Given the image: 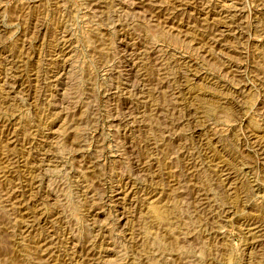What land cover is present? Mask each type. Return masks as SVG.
I'll return each mask as SVG.
<instances>
[{
    "label": "rangeland",
    "instance_id": "rangeland-1",
    "mask_svg": "<svg viewBox=\"0 0 264 264\" xmlns=\"http://www.w3.org/2000/svg\"><path fill=\"white\" fill-rule=\"evenodd\" d=\"M0 264H264V0H0Z\"/></svg>",
    "mask_w": 264,
    "mask_h": 264
},
{
    "label": "bare ground",
    "instance_id": "bare-ground-1",
    "mask_svg": "<svg viewBox=\"0 0 264 264\" xmlns=\"http://www.w3.org/2000/svg\"><path fill=\"white\" fill-rule=\"evenodd\" d=\"M153 205V204H152ZM13 207V206H12ZM157 207H158V205H157ZM152 212H153V214H154V216L157 218V219H159V220H163V219H165V212L163 211V210H161V209H159V208H152ZM168 213V212H167ZM167 216L168 215H166V218H167ZM153 217V216H152ZM167 220V219H166ZM165 221V220H164Z\"/></svg>",
    "mask_w": 264,
    "mask_h": 264
}]
</instances>
